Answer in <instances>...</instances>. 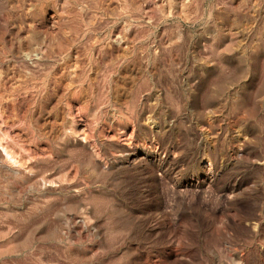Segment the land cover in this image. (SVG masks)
Segmentation results:
<instances>
[{"label":"rangeland","instance_id":"obj_1","mask_svg":"<svg viewBox=\"0 0 264 264\" xmlns=\"http://www.w3.org/2000/svg\"><path fill=\"white\" fill-rule=\"evenodd\" d=\"M63 2L0 0V201H13L8 208L0 203V213H19L8 223L21 229L5 239L7 228L0 223V264H90L87 257L98 245L85 233L71 246L41 243L33 249L35 239L50 235L49 226L28 237L38 216L28 225L18 223L21 217L28 219L29 203L43 194L27 190L35 176L20 181L12 174L32 168L28 156L50 152L52 160L43 166L61 167L50 171L49 189L58 191L54 183L73 187L75 169L62 164L70 150L80 156L95 152L104 158L100 163H108L110 180L120 192L113 204L114 222L128 233L91 264H197L199 257L181 251L186 242L193 237L219 240L226 234L234 238L232 249L225 248L227 241L218 243L204 257L206 264H264V223L257 221L249 237V222L243 219L247 209L222 191L230 177L248 170L236 157L255 160L261 152L244 140L264 131L258 104L264 97V0H111L114 5L110 0H78V17L66 13ZM62 36L71 40L70 46ZM125 43L129 49L120 54L117 46ZM32 47L39 58L32 56ZM25 52L31 59H25ZM63 58L72 62L65 81L57 79ZM65 83L72 86L70 95ZM166 97L174 107L157 106L150 113L158 99L166 106ZM90 98L106 106L89 103L81 111ZM137 100L143 106L137 117H121V106ZM69 110L75 122H65ZM208 112L213 114L204 115ZM150 115L155 121L151 127L143 123ZM71 132L77 135H65ZM129 159L131 164L119 163ZM205 161L208 168L202 169ZM205 175L218 179L201 187L198 181Z\"/></svg>","mask_w":264,"mask_h":264},{"label":"clouds","instance_id":"obj_2","mask_svg":"<svg viewBox=\"0 0 264 264\" xmlns=\"http://www.w3.org/2000/svg\"><path fill=\"white\" fill-rule=\"evenodd\" d=\"M80 7L81 4L78 0H64L63 2L65 12L74 17H78L79 13L77 10ZM165 99L169 101L166 106L163 105V101L158 99L157 104L150 106V113H154L157 106L166 108L174 107L170 97H166ZM262 101H264V97H260L258 104L260 110L264 111V102ZM89 103L106 106V102L101 104L99 100L90 98L81 104V111H87ZM121 107L123 111H120V116L124 119H128L129 117L136 118L137 109L143 110V106L139 104V100H137L135 105L125 104ZM182 107L181 105L176 108L177 116L182 115ZM98 110L99 109H97V111ZM212 114V112H208L204 115L210 116ZM245 115H247V113H245ZM69 119L75 122V118L71 115V110L66 114L65 122ZM238 119H243V117H238ZM154 122L151 115L148 119L143 121V123L148 124L149 127H151ZM65 135L74 137L77 134L71 132L65 133ZM236 135H240L239 128L236 129ZM56 139L63 141L64 136H58ZM244 143L246 145L260 147L261 152L255 160H249L243 155L236 157L238 162L246 164L248 170L243 172V174L230 177L225 183L222 191L224 193H232V195L228 196V199L240 200L241 206L247 209L248 214L243 217V219L249 222L246 233L251 237L254 235L253 226L255 223L257 221L264 223V131L258 134L253 133L251 139L246 136ZM56 147H59V145L57 144ZM23 151L24 150L21 149V152ZM68 156L69 159L63 161L62 164H71V169H75V185L67 189L59 188L58 183L53 184V187L58 190L56 192L48 187L49 181L47 177L50 171H55L56 167H61L59 164L55 165V167L52 165L48 167L43 166L45 162L52 160L50 152L44 156H28L27 164H32V168L25 166L23 172H15L12 174L15 179L20 181H24L26 176L28 178L35 176V179H32L31 183L27 185V190L30 193H42L43 197H46H41L38 201L30 202L28 212L26 213L28 219L21 217L18 223L28 225L32 216H38L39 223H36L29 229L28 237H33L41 226H49L50 235L35 239L32 242L33 249L36 244L41 243H48L56 246H71V244L81 241L83 238L80 234L85 233L89 242L95 241V244L98 245V250L92 251L91 255L87 257V260L90 264L92 261L99 262L102 260L105 250H109L117 241L122 242L128 235L126 230H118L114 222L115 212L113 204L119 198V187L110 180L112 173L108 169V163H100L104 158L98 156L95 152L90 155L80 156L77 152L70 150ZM33 160H35V163H33ZM2 162L3 161H0V163ZM132 162L133 161L129 159L126 161L121 160L119 163L131 164ZM256 165H260L261 167L256 168ZM116 166V164H113V167ZM201 167L202 169H207L208 162H203ZM210 179L217 180L218 177L210 178L205 175L203 181H198V183L203 187L204 183L208 182ZM65 182L69 184L72 183L71 181ZM4 193L5 196H7L6 186L4 188ZM12 202L11 198L0 201L4 208H8V204ZM16 203H19V206L23 207L22 202L16 201ZM18 215L19 213L13 212L0 213V217H2L0 223L7 228V232L3 234L5 239L13 232L21 230L19 227L8 223L10 216L15 219ZM70 235L74 236L75 239L69 240ZM233 239L231 234H226L220 237L219 240L202 241L199 237H193L191 242H186L185 247L181 249V251H184L186 255H192L193 259L199 257L197 264H206L204 257L206 255H211L209 252L210 248H215L218 243L227 241V243H225V248L231 250ZM235 243L244 246L247 244L244 240H235ZM190 249H195L196 252L192 253L189 251ZM217 251H223V249L218 248ZM16 254L21 255L22 253L17 252ZM36 259L38 260L39 258L36 257ZM60 259L64 260L67 259V257L61 256ZM236 264H241V262L237 261Z\"/></svg>","mask_w":264,"mask_h":264},{"label":"bare ground","instance_id":"obj_3","mask_svg":"<svg viewBox=\"0 0 264 264\" xmlns=\"http://www.w3.org/2000/svg\"><path fill=\"white\" fill-rule=\"evenodd\" d=\"M106 1H107V0H106ZM108 1H109V0H108ZM132 1H133V0H132ZM163 1H164V0H161V2H163ZM134 2H136V1H134ZM167 2H168V1H167ZM110 3H113V2H111V0H110ZM122 4H123V3H122ZM163 4H164V3H163ZM113 5H114V3H113ZM106 6H107V4H106ZM125 7H126V6H125ZM156 7H157V6H156ZM113 8H114V10L117 9L116 6L113 7ZM113 8H112V9H113ZM115 8H116V9H115ZM123 9H124V8H123ZM127 9H128V8H127ZM27 10H28V9H27ZM121 11H122V10H121ZM146 11H147V10H146ZM114 12H115V11H114ZM126 12H127V11H126ZM144 12H145V10H144ZM56 13H57V12H56ZM60 13H61V12H60ZM171 13H172V12H171ZM57 14H58V13H57ZM61 14H63V13H61ZM53 17H55V15H54ZM53 17H51V18H53ZM13 18H14V17H13ZM63 19H64V18H63ZM21 20H22V19H21ZM23 20H24V19H23ZM65 21H66V20H65ZM20 23H21V22H20ZM51 23H52V22H51ZM59 24H61V23H59ZM25 25H26V23H25ZM23 26H24V25H23ZM27 26H29V25H27ZM27 26H25V27L28 28ZM69 26H70V25H69ZM30 27H31V24H30ZM128 27H129V26H128ZM16 29H17V28H16ZM19 29H20V31H21V28H19ZM76 29H77V28H76ZM80 29H81V28H80ZM29 30H30V29H29ZM131 30H132V28H131ZM70 31H71V29H70ZM73 31H74V30H73ZM75 31H76V30H75ZM125 31H126V30H125ZM64 32H65V31H64ZM64 32H63L62 34L66 35V33H64ZM17 33L19 34V32H16V34H17ZM51 34H52V33H51ZM74 34H75V32H74ZM59 35L61 36V34H59ZM72 36H73V35H72ZM75 36H78V35H75ZM21 37H23V36H21ZM62 37H64V36H62ZM16 38H17V35H16ZM122 38H123V37H122ZM130 38H131V37H130ZM31 39H32V38H31ZM53 39H56L55 36L53 37ZM77 39H78V38H77ZM115 39H116V37H115ZM115 39H114V40H115ZM124 39H125V38H124ZM124 39H123V40H124ZM43 40H44V39H43ZM45 40H46V39H45ZM45 40H44V41H45ZM59 40H60V39H59ZM59 40H58V41H59ZM114 40H113V41H114ZM125 40H126V39H125ZM48 41H49V40H48ZM53 41H55V40H53ZM63 41H65L66 44H68L69 46L71 45V40H70L67 36H65V37L63 38ZM36 42H37V40L34 42V45H35ZM38 42L41 43V41H38ZM51 42H52V39H51ZM51 42H50V44H51ZM111 42H112V40H111ZM46 43H47V41H46ZM63 43H64V42H62L61 44H63ZM72 43H73V40H72ZM113 43H114V42H113ZM118 43H119V41H118ZM43 44H44V43H43ZM53 44H54V46H56V45H55L56 42H55V43H52V45H53ZM66 44H65V45H66ZM73 44H74V43H73ZM32 45H33V43H32ZM39 45H40V44H39ZM57 45H58V44H57ZM63 45H64V44H63ZM45 46H46V45H45ZM61 46H62V45H61ZM66 46H67V45H66ZM107 46H108V45H107ZM115 46H116V44H115ZM34 47H35V46H34ZM34 47H32V48H34ZM43 47H44V46H43ZM57 47H58V46H57ZM57 47H55V48H57ZM63 47H64V46H63ZM29 48H30V44H29ZM39 48L41 49V47H39ZM44 48H45V47H44ZM46 48H47V46H46ZM51 48H53V47L51 46ZM107 48H109V47H107ZM107 48H106V49H107ZM24 49L26 50V48H24ZM40 49H39V50H40ZM49 49H50V48H49ZM49 49H48V51H49ZM59 49H60V48H59ZM66 49H69V48H66ZM128 49H129V46H128V44H126V43H125V46H124V47H121L120 45L117 46V50L120 51V54H121V52H122V53H126ZM28 50H29V49H28ZM46 50H47V49H46ZM50 50H52V49H50ZM57 50H58V49H57ZM76 50H77V49H76ZM107 50H108V49H107ZM112 50H113V49H112ZM114 50H115V49H114ZM42 51H43V50H42ZM44 51H45V50H44ZM44 51H43V52H44ZM52 51H54V49H53ZM67 51H68V50H67ZM69 51H70V50H69ZM23 52H24V51H23ZM28 52H30V51H28ZM43 52H42V53H43ZM56 52H57V51H56ZM56 52H54V53H56ZM63 52H64V51H63ZM63 52H62V53H63ZM75 52H76V51H75ZM107 52H108V51H107ZM20 53H22V51H20ZM25 53H26V52H25ZM42 53H41V54H42ZM51 53H53V52H51ZM57 53H58V52H57ZM59 53H60V52H59ZM73 53H74V52H73ZM77 53H79V52L77 51ZM117 53H118V52H117ZM28 54H29V53H26V54H25V57H26L25 59H29V58H30L31 55L29 56ZM31 54H32V56H34V57H38V58L40 57V52H38V51L36 50V48H34V49L31 51ZM60 54H61V53H60ZM19 55H20V54H19ZM22 55H23V53H22ZM76 55H78V54H76ZM23 56H24V55H23ZM68 56H69V55H68ZM47 57H48V56H47ZM76 57H77V56H76ZM78 57H79V56H78ZM32 58H33V57H32ZM67 58H68V57H67ZM69 58H70V57H69ZM71 58H72V57H71ZM30 59H31V58H30ZM35 59H36V58H35ZM63 59H66V58H63ZM76 59H77V58H76ZM33 60H34V59H33ZM33 60H32V61H33ZM70 60H71V59H69V60L67 61V59H66L65 64L62 65L60 68L58 67V68H59L58 71H59L60 75H58L59 78H57V79H60V80H62V81H65V78H67L66 75H69V74H70L69 72H68L69 74H66V70H67V67H68L69 63L72 64V62H71ZM26 61H27V60H26ZM28 61H29V60H28ZM63 61H65V60H63ZM79 61H80V59H79ZM75 62H76V61H75ZM77 62H78V59H77ZM138 63H139V62H138ZM79 64H80V62L78 63V65H79ZM10 66H11V65H10ZM13 66H14V65H13ZM72 66H73V65H72ZM75 66H76V65H75ZM11 67H12V66H11ZM14 67H15V66H14ZM70 68H71V67H70ZM76 68H78V66H76ZM10 69H11V70H10ZM10 69H9V70H10V73H9V74H13L15 70L12 69V68H10ZM93 70H94V69H93ZM95 70H96V69H95ZM95 70H94V71H95ZM139 70H140V69H139ZM133 71H134V70H133ZM141 71H142V70H141ZM15 72H16V71H15ZM72 72H73V71H72ZM75 72H76V70H75ZM75 72H74V73H75ZM96 73H98V72H96ZM7 74H8V73H6L5 75L7 76ZM77 74H78V73H76V76H77ZM13 75H14V74H13ZM18 75H19V73H18ZM18 75H16V76H18ZM73 75H74V77H75V74H73ZM73 75H72V76H73ZM6 76H5V77H6ZM10 76L12 77V75H10ZM55 76H56V75H55ZM58 76H57V77H58ZM95 76H97V75H95ZM2 77H3V76H2ZM19 77H20V76H19ZM21 77H22V76H21ZM68 77H69V76H68ZM22 78H23V77H22ZM52 78H53V77H52ZM70 78H71V77H70ZM75 78H77V77H75ZM96 78H97V77H96ZM0 79H1V77H0ZM2 79H3V78H2ZM6 79H7V78H6ZM9 79H12V78H9ZM53 79H54V78H53ZM72 79H73V77H72ZM77 79H78V78H77ZM21 80H22V79H21ZM54 80H55V79H54ZM74 80H75V79H74ZM74 80H71V81L74 82ZM1 81H2V80H1ZM19 81H20V80H19ZM55 81H56V80H55ZM68 81H70V80H68ZM71 81H70V83H73V82H71ZM92 81H95V79H93ZM54 83H55V82H54ZM57 84H58V81H57ZM57 84H56V85H57ZM60 84H61V83H60ZM74 84H75V83H74ZM74 84H73V85H74ZM63 85H64V84H63ZM65 85L67 86V93L70 95V89H68V88H70V87H72V86H71V84H69V83H67V84L65 83ZM52 86H55V85H52ZM52 86H51V87H52ZM58 86H60V85H58ZM62 87H63V86H62ZM62 87H61V89H62ZM56 88H57V87H56ZM56 88H54V89H56ZM58 88H59V87H58ZM58 88H57V90H58ZM49 89H53V87H52V88H49ZM26 92H28V91H26ZM29 92H30V91H29ZM50 92H51V91H50ZM55 92H56V91H55ZM72 93H73V92H72ZM72 93H71V94H72ZM24 94H25V92H24ZM30 94H31V93H30ZM30 94H29V95H30ZM53 94H54V93H53ZM63 94H64V93H63ZM0 95H2V94L0 93ZM5 95H8V94H5ZM31 95H32V94H31ZM31 95H30V96H31ZM54 95H55V94H54ZM64 95H65V94H64ZM69 95H68V96H69ZM84 95H88V94H87V93L85 94V91H84ZM10 96H11V94H10ZM24 96H25V95H24ZM30 96H29V98H30ZM32 96H33V95H32ZM32 96H31V97H32ZM68 96H67V98H68ZM0 97H1V96H0ZM3 97H4V96H3ZM88 97H89V96H88ZM6 98H7V97H6ZM10 98H11V97H10ZM85 98H86V96H85ZM8 99H9V98H8ZM6 101H7V99H6ZM61 108H62V107H61ZM61 108H60V109H61ZM60 114H61V113H60ZM59 116H60V115H59ZM61 116H62V115H61ZM61 116H60V117H61ZM61 119H62V118H61ZM62 120H63V119H62ZM60 122H61V121H60ZM61 123H62V122H61ZM60 131H61V130L59 129V132H60ZM57 132H58V131H57ZM52 133H53V132H52ZM55 133H56V132H55ZM53 135H54V134H53ZM2 156H3L2 153H0V159L2 158ZM0 161H1V160H0Z\"/></svg>","mask_w":264,"mask_h":264}]
</instances>
